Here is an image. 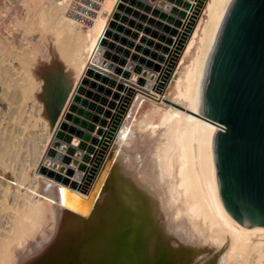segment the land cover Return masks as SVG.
<instances>
[{"label":"bare ground","instance_id":"obj_1","mask_svg":"<svg viewBox=\"0 0 264 264\" xmlns=\"http://www.w3.org/2000/svg\"><path fill=\"white\" fill-rule=\"evenodd\" d=\"M119 1L0 4V113L9 107V86H17L23 108L30 111L34 103L40 110L44 130L36 136V154L27 143L17 165V152L2 146L0 264H17L19 254L26 260L53 235L57 200L67 193L58 192L55 178L62 167L61 143L63 149L75 143L79 148L72 149L79 151L78 141L88 139L89 149L107 158V168L85 170L87 195L71 192L74 216L64 220L54 246L31 264H264V229L244 225L213 204L200 160V94L232 0H175L180 3L157 8L160 20L146 22L138 41H129L131 49L139 43L134 49L146 53L145 35L172 20L179 22V35L148 96L143 86L136 87L137 69L147 58L138 50L123 54L113 31ZM74 40L82 47H74ZM29 60H35L31 68L25 66ZM3 67L15 72L8 83ZM85 110L115 119L106 131L108 142L81 128Z\"/></svg>","mask_w":264,"mask_h":264},{"label":"water","instance_id":"obj_2","mask_svg":"<svg viewBox=\"0 0 264 264\" xmlns=\"http://www.w3.org/2000/svg\"><path fill=\"white\" fill-rule=\"evenodd\" d=\"M200 96V160L212 202L264 229V0L231 1Z\"/></svg>","mask_w":264,"mask_h":264},{"label":"rangeland","instance_id":"obj_3","mask_svg":"<svg viewBox=\"0 0 264 264\" xmlns=\"http://www.w3.org/2000/svg\"><path fill=\"white\" fill-rule=\"evenodd\" d=\"M1 1H3V2H1ZM121 1H123V2L120 3ZM121 1H119V3H118L119 4V7L117 6L118 9L116 8L117 10L115 9L113 11V17L117 16V17H114L115 23H114L113 31L115 30V36L116 37L118 36L117 38L120 39L119 40L120 41L119 50L122 51L123 54L125 53V55H128V53L131 54V53H135V52L137 53L138 51H140L138 53H140V55L142 54L144 56V59H145V57L147 58L146 61L144 60L145 62L143 63V67H140V65L143 62L142 61L141 64L139 65L138 69H137L138 70V72H137L138 79L136 80V87L138 84L143 86L145 93H146L145 95L148 96L149 93L151 92V88L153 87V85L156 81L157 70L158 69L161 70L163 68L164 63L166 62V59L169 56L171 46L174 44V42L176 41V39L179 35V22L177 20H172V21L168 22L167 24L162 25L161 27H158V29L153 30L151 33L146 34L145 38H144V44L146 43V46H148L146 48L147 50L145 49V51H147L146 53H144V52L142 53V51H144V50L140 46L138 47L140 49H138V48L134 49L138 45H140L139 43L134 45L135 47L133 45H131L132 46V49H131L129 41L130 40L131 41L136 40V42H137L138 38H139L138 36H140V33L144 30V24L146 22H147V24H149V23L153 24V23L157 22V19L160 20V18H161L160 11H163V7L165 8L169 4L171 6H173L175 0H168V1L167 0H161L162 4L160 3V0H127V1L121 0ZM163 1L164 2L167 1L168 4L166 2L164 3ZM7 2H8V0L7 1L6 0H0V4H3L2 6H4L5 3L7 4ZM156 2L159 3L160 5L158 4L159 6L158 5L156 6V4H157ZM176 2H178V1H176ZM180 2H178V3H180ZM164 4L166 6H164ZM161 5H163L162 8H161ZM9 8H10V6H9ZM157 8L160 11L157 10ZM154 10L157 11L156 12L157 15L155 14ZM133 12H135V13H133ZM149 15H152V16H149ZM155 15L157 17H154ZM146 16H148V17H146ZM149 17H151V18H149ZM152 17H154L155 19ZM35 18H36V16H35ZM123 19H125V20H123ZM128 19H130V20H128ZM148 19L151 20V22ZM119 21H121V22H119ZM138 21L140 23H138ZM117 24H119V25H117ZM140 25H141V27H140ZM117 26H119V27H117ZM192 26L193 25H191L190 29L188 30V33L190 32ZM127 27H128V29H127ZM138 27H139V29H138ZM129 29L131 30V32ZM136 29H137V31H135ZM122 31L124 32L123 34H122ZM127 34L129 35V37L126 39V37L128 36ZM160 34L166 35V37H168L167 40H161ZM119 36H121V37H119ZM134 37H136V38L134 39ZM26 38L29 42H31V39L33 37L31 38V36H30V40L28 39L29 38L28 36ZM132 39H134V40H132ZM24 40H21V43H23ZM27 40H25V44L27 43ZM122 40H123V42H122ZM183 42L185 43V41H183ZM127 43H128V45H127ZM120 44H121V46H120ZM73 45H74V47L79 49L80 47H82V42L74 40ZM146 46H144V48ZM124 47L126 49L130 48L129 50H131V51L128 52V50H126ZM1 48H2V46H0V53H2V49H3V48L2 49ZM124 49L127 52H124ZM34 51L36 53L38 52V46L34 47ZM148 54H149V56H148ZM148 57H149V60H148ZM29 62L30 63L25 65V66H27V67L29 66V68H31L32 64L34 65V63H35V60L34 61L29 60ZM23 69H25V68H23ZM3 72L5 73V75L7 77L6 81L8 83L9 79L13 78V74L15 72L12 71L10 68H6V67H3ZM18 79H19V77H17L15 79L16 82L18 81ZM19 90H20V88L17 86H9V90H8V92H6V97H5L6 102L9 103V107L7 106L5 108L4 114H3V112L0 113V119H1L0 120V155L3 154V152H4L3 148L5 147V149H6V146L8 147L7 150L12 155L15 154L14 152H17L15 155H13V156H15V157H13V160H16L15 161L16 163L14 162V164H16V165L18 164V162H20L21 157H23L26 154L27 150L25 148L29 143H30V148H31L32 153L36 154L34 152L36 150V148H35L36 147V144H35L36 136L44 133V130L42 129V126H41V122H39V117H38V115L40 114V110L36 107V105L34 103L31 104V110L30 111H29V108L27 106H25L23 108V104H22V100H21V93ZM34 96H35V94H34ZM147 98L148 97H146V99ZM8 113H9V115H8ZM82 113H83V117H81L82 118L81 128H83L84 130L86 129V131H88V132L97 131L98 133L101 134V137L103 138L104 142L105 141L108 142L109 135L107 134L106 131L112 129L113 128L112 126L116 125L115 119H112L110 117L100 116L98 114L88 112L87 110L82 111ZM28 117H31V118L29 119ZM22 128H23V130H22ZM22 132L24 134H22ZM62 133L63 132L59 133V138H61ZM7 135H9V136H7ZM11 135H12V137H11ZM71 135H72V133L68 131V136H71ZM6 136H7V140L4 141ZM22 138H23V140H22ZM68 138H70V137H68ZM76 138H78V137H76ZM2 141L8 142L7 145H4L5 143ZM59 141H61V140L59 139ZM82 141H84V142H82ZM82 141L81 142L78 141V143H81L80 146L82 147L81 149H79V151H76V150L73 151V149L79 148V147H77V145L75 143H71V142L68 143L69 146H66V148H64V149H63L64 144H63V142L61 143V145H62L61 154L63 157V158L61 157L62 167L60 169L57 168L55 170V178H57V180H58L57 186H59V189H60V188H63V186L65 185V183H63V182L66 181V178L68 177V180H70V182L67 181V184L69 186V195H68V189H67L66 197H64L63 199L60 198L57 200V204H56L54 214H55V217H58V219L56 222L55 229L52 232L53 235H51L50 237L47 236V237L43 238L45 240V246L41 247L37 253L34 252L32 256L29 254L28 255L29 257L27 256L28 258L26 260H25L26 257H21V255L19 254L17 256V264H29V263L31 264L40 255L49 251L54 246L55 242H57L58 239L62 236V234L64 232V230H63L64 220L67 217H73L74 216L73 213L71 212L70 208H68L69 203L71 202V197H70L71 192L74 189L78 190L79 195H80V196H78L79 198L85 197L87 195V188L85 187L84 182H83L85 179V176L87 174V172L84 173L85 170H88L91 168L92 171H96V170L97 171H104L103 169L107 168L106 167L108 165L107 158L101 156L100 152L93 151V149H91V150L89 149V147L92 144L90 142V139H88L87 141H85V140H82ZM1 142L3 145L1 144ZM2 146H4V147L2 148ZM84 146H86V149L84 148ZM11 150H13V151L11 152ZM18 151H19V153H18ZM61 159H60V163H61ZM60 163H59V166H60ZM65 174H66V177H65ZM9 176L14 178V176H15L14 170L11 169L9 171ZM73 186H74V188H73ZM26 188H28V187H26ZM58 192H59V190H58ZM2 195L4 196V193L2 192V190L0 188V198L2 197ZM5 206H7V203L4 205V207ZM24 261H25V263H24Z\"/></svg>","mask_w":264,"mask_h":264},{"label":"snow or ice","instance_id":"obj_4","mask_svg":"<svg viewBox=\"0 0 264 264\" xmlns=\"http://www.w3.org/2000/svg\"><path fill=\"white\" fill-rule=\"evenodd\" d=\"M59 191H60L61 194H63V193H65L67 190H66L65 188H60Z\"/></svg>","mask_w":264,"mask_h":264}]
</instances>
